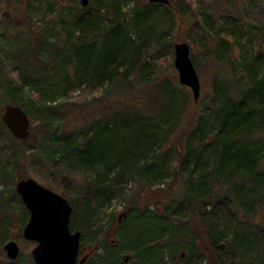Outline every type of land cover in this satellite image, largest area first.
Wrapping results in <instances>:
<instances>
[{
    "label": "trees",
    "instance_id": "1",
    "mask_svg": "<svg viewBox=\"0 0 264 264\" xmlns=\"http://www.w3.org/2000/svg\"><path fill=\"white\" fill-rule=\"evenodd\" d=\"M121 1L89 0L87 7L83 8L79 0H14V4L6 3L7 8L0 7V49L5 51L8 48L13 62L16 60L8 72L0 66V87L12 97L13 105L21 107L27 114L32 132L38 122L51 117L49 111L52 108H57L52 104L59 90L60 95H65L70 89L85 84L96 92L106 81L116 84L115 87L123 92L133 94L136 98L133 101L137 102H126L124 112L113 114L106 123L90 119L80 129L78 144L71 142L74 133L70 130L59 132L56 129L53 139L48 133L42 139L36 138L33 144H29L30 132L25 140L9 136L17 146L13 154L31 173L36 171L35 164L40 169H47L59 163L57 166L60 168L54 169L52 175L81 166L93 170L104 164L105 170L96 172V178L92 179L95 185L90 187L97 188L103 181L108 183L107 192L99 195L104 199L117 193L124 174L139 165L137 160L149 159L153 145L163 149L165 159L174 151L171 156L175 155L179 164L175 175L183 178L185 195L194 202L190 216L186 214L191 206L188 201L189 207L185 206L183 213L175 212V220L185 226L192 223V230L188 228L197 242L204 264H224L213 247L206 225L200 221L199 211L201 205H208V201L212 203L222 193L226 195L227 203H215L211 211L221 236L217 248L230 253V262L226 264H264V25L252 20L236 25L225 18L219 23L216 20L217 27L214 28L211 23L215 20L202 18L198 8L193 13L179 8L171 11L174 22L187 24L192 40L199 37L202 45L215 41L213 48L207 46L206 53L213 54L218 61L228 62L239 99L229 97L220 104L215 103L211 116L201 121L204 118L200 120L197 116V103L192 95L185 93L174 114L167 117L162 108L156 118H150L144 114V100L154 95L155 88L163 80L148 82L150 75L156 72L153 61L145 58V45L135 46L129 57L126 56L128 42L122 34L121 22L127 13ZM149 6L169 10L170 2L167 5L149 3ZM34 13L41 14L46 21L41 23L43 26L33 22ZM190 17L193 18L192 23H189ZM8 32L13 34L10 36L13 41L9 38L4 43ZM241 43L245 45L243 55L239 49ZM172 44L173 41H169V46L163 47L162 53L171 52ZM49 49L54 51L52 57L47 55ZM43 56L49 64L42 59ZM246 57L249 58L244 60ZM151 84L152 91L147 93L146 87ZM216 89L221 90L222 87L216 86ZM24 92H31L34 97L32 104L28 98L23 103ZM23 104L31 105L24 108ZM2 111L3 107L0 108V132L7 134L1 121ZM194 112L196 116L192 126L182 132L178 142H174L173 134L184 118ZM42 115L46 116L43 118ZM164 118H171L165 126L160 124ZM52 125L51 119H47L43 128L50 129ZM115 129L125 131L127 143L124 144L133 149L135 167H128L121 161L112 162L109 166L110 159L103 156L88 158L87 149L95 137L102 131L113 132ZM0 160V174H4L6 165L2 157ZM151 165L148 170L154 175L159 166ZM115 168L119 171L112 176L110 172ZM23 173L18 180L27 176L26 172ZM49 178L47 186L56 188ZM88 212L85 215L87 221L94 216L92 210ZM70 228L76 230L72 219ZM13 234L11 231L10 238ZM102 235V232L98 233L97 244L90 245L97 249H94L89 264H93L95 253L103 245ZM81 241L86 246L83 238ZM151 248L159 247L151 243L144 250ZM179 259L180 253L178 262ZM99 264L108 262L103 258ZM132 264H135L134 260ZM159 264L164 263L159 260ZM180 264L192 263L188 259L184 263L181 260Z\"/></svg>",
    "mask_w": 264,
    "mask_h": 264
},
{
    "label": "rangeland",
    "instance_id": "2",
    "mask_svg": "<svg viewBox=\"0 0 264 264\" xmlns=\"http://www.w3.org/2000/svg\"><path fill=\"white\" fill-rule=\"evenodd\" d=\"M6 3L14 4V0H0V7H5ZM120 4L127 13L121 22L122 34L128 42V45L125 46L126 49L128 48V51H125L126 56L129 57L135 46L145 45L147 47L145 58L153 61L156 72L150 75L148 82L151 83L160 78L163 80L161 85L155 88L154 95L151 94L144 100L143 108L145 105L144 114L146 116L156 118L162 108L167 112V117L171 116L178 110L179 101L183 99L184 94L192 95L191 89L178 82L177 70L173 65V47L176 43L184 42L188 45L190 60L199 77L200 95L195 102L197 103L198 118H204L200 119L201 121L207 120L211 116L216 106L215 103L220 104L229 97H233L234 100L239 99L228 62L218 61L213 54L206 53L207 46L213 48L215 41L211 40L210 43L207 42V45H202L199 37L192 40L188 35L191 32H189L187 24L174 22L171 11L179 8L181 11L193 13L198 8L202 18L215 20L214 23H211L214 28L217 27V22L219 23L225 18H229L230 22L234 21L236 25L247 20L258 21L264 25V0H170L169 13V10L162 7H150L147 0H123ZM189 19V23H192L193 18ZM32 20L38 24L37 26H43L41 23L46 22L39 13L32 14ZM6 34L7 38L4 43H7L9 38L10 41H13V37H10L13 34L9 32ZM171 40L173 41L172 51L163 54L162 48H167ZM74 42L73 39L72 43ZM244 46L243 43L239 45L242 55ZM0 50V66L8 72L16 60L13 62V55L8 48L5 51ZM53 52L49 49L47 55L52 57ZM154 54L156 55L152 57ZM43 58L46 64H49L44 56ZM248 58L246 57L244 60ZM115 85L104 81L101 88L94 92L83 84L81 87L70 89L65 94L66 96L60 95L59 90L58 94L54 95L55 101L52 104L57 108H52L51 112L49 111L51 117L47 118L48 121L51 119L53 125L50 126V129L43 128L44 122L47 120L44 119V122H38L33 132L30 125L29 144H33L36 138L46 137L48 133L49 137L53 139L55 137L53 132L56 129L59 132L70 130L72 134L74 133L71 142L78 144L80 143V129L90 119L106 123L113 114L124 112L122 110H125L126 102L137 103L133 101L136 99L133 94L123 92L124 90L121 91ZM216 86H221L222 89H216ZM146 88L147 93H150L153 85ZM138 92L139 90L136 88V93ZM26 98L31 104L33 103L34 97L31 92H24L23 103L26 102ZM212 99H215L214 103ZM13 103L12 97L3 87H0V108ZM30 105L23 104V107L29 108ZM44 116L46 115H42L43 118ZM195 116L194 112L184 118L179 129L173 134L174 142H178L182 137V132L192 126ZM169 121L171 118L167 120L164 118L160 124L165 126ZM9 136L12 138L9 131L7 134L0 132V159L2 157L7 169L6 173L0 174V264H12L3 250V245L11 239H14L20 249V256L13 264H34L30 254L34 243L25 240L22 236L28 212L15 192L18 176L24 175L23 172L27 173L23 179L32 178L40 185L68 200L74 211H72L70 223L72 219L76 230L81 233L84 244H97L98 233H103V245L95 253L92 259L93 264H99L103 258L107 260L108 264H122L120 259L123 254L131 255L135 264H159V260L164 264H180L181 260L184 263L188 259L192 264L196 262L204 264V259L197 249V242L190 231L193 228L192 223L188 224L189 229L188 226L175 220V212L183 213L184 207H189L188 201L191 206L186 214L190 216L194 202L185 195L183 178L175 175V169L179 164L175 155L171 156L175 154L174 151L165 159L162 154L163 149H158V146L153 145L149 152V159L142 160L143 158H140L137 160L139 165L137 164L135 167L133 149L124 144L127 143L125 131L115 129L113 132H100L99 136L95 137L88 146V158L103 156L105 159H110L111 162L107 163L109 166L112 162L121 161L128 167L131 165L135 167L130 173L124 174L122 184L119 185L114 196L110 197L109 195L108 198L102 199L99 198V195L107 192L108 183L103 181L97 188L90 189V187L95 185L92 179L96 178V172L102 173L105 170L104 164L97 165L98 167L93 170L87 166L76 167L66 172L58 170L59 173L53 175L54 169L60 168L57 166L59 163H55L53 167L47 169H40L35 164L36 171L31 173L26 170L24 165H20L19 160L13 154L16 152L17 146L11 142ZM151 164L159 166V170L154 171V175L148 170V166ZM118 171L119 169L115 168L110 173L113 176ZM48 177H50L49 181L56 185V188L47 186ZM215 203L226 204V195L222 193L214 198L212 203L208 201V205H201L199 207L202 216L200 221L206 225L220 261L226 264L230 262V253L222 252L217 248L221 236L216 227L215 216L211 211V207ZM88 210H92L94 216L92 215L93 218L87 221L85 215L89 213ZM161 211L163 214H158ZM11 231H14V234L10 238ZM151 243H155L159 248L144 250ZM179 253H184V256L178 262Z\"/></svg>",
    "mask_w": 264,
    "mask_h": 264
},
{
    "label": "water",
    "instance_id": "3",
    "mask_svg": "<svg viewBox=\"0 0 264 264\" xmlns=\"http://www.w3.org/2000/svg\"><path fill=\"white\" fill-rule=\"evenodd\" d=\"M152 4L167 5L170 0H147ZM81 7H87L89 0H79ZM173 65L177 70L179 84L192 91L195 101L200 95V81L190 60L189 47L186 43L174 45ZM1 121L12 137L25 140L29 136L30 121L24 110L13 104L3 107ZM15 192L29 213V218L22 230L25 240L35 243L31 250L34 264H75L79 249L80 232L69 230L72 207L60 194L37 183L32 178L20 179L15 184ZM9 261L14 262L19 256V247L11 239L3 245ZM184 253H181V258ZM122 263L132 264L129 254L121 255Z\"/></svg>",
    "mask_w": 264,
    "mask_h": 264
},
{
    "label": "flooded vegetation",
    "instance_id": "4",
    "mask_svg": "<svg viewBox=\"0 0 264 264\" xmlns=\"http://www.w3.org/2000/svg\"><path fill=\"white\" fill-rule=\"evenodd\" d=\"M26 211H27V209H26ZM28 218H29V213H28ZM28 218H27V221H28ZM69 230H70L71 233H73V232L76 231V230H71V228H70V222H69ZM106 236H105V239H106ZM81 239H82V236L80 234L79 249H78V253H77V256H76V262H75V264H89V260L91 259V257L93 256V253L95 251L94 249H97V248H93L90 245H86V246L85 245H82L81 244V242H82ZM29 242H31V241H29ZM34 245H35V243H34Z\"/></svg>",
    "mask_w": 264,
    "mask_h": 264
}]
</instances>
